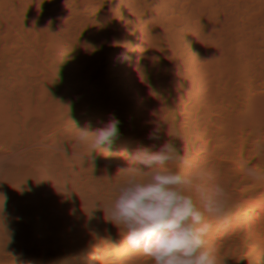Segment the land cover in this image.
<instances>
[{
	"label": "trees",
	"instance_id": "trees-1",
	"mask_svg": "<svg viewBox=\"0 0 264 264\" xmlns=\"http://www.w3.org/2000/svg\"><path fill=\"white\" fill-rule=\"evenodd\" d=\"M155 2L164 22L174 17L176 25L158 29L171 47L158 50L162 67L157 83L147 89L132 76L141 91H136L142 105L138 115L129 105L133 93L122 96L115 82L124 55L109 56L115 43L127 40L129 30L114 7L95 11L93 0H0V78L6 75L0 90V194L6 197H0V264H69L68 259L76 264H153L127 245L123 230L108 222L102 210L126 181L119 171L135 165L129 157L138 150L155 152L171 142L188 164L169 163L167 168L197 184L227 187L233 176L237 191L246 167L264 171V107L239 105L244 122L237 136L228 108L236 87L229 79L205 117V101L194 95L189 81L188 46L174 29H189V24H181L172 0ZM136 5L137 13L149 16V0H136ZM16 21L31 36L9 34L4 25ZM193 24L200 27L203 41L192 37V52L223 62L231 53L245 56V65L254 67L242 81L264 102V26L250 24L244 14L239 31L222 30L220 22L208 40L205 15ZM254 38L260 42L252 44ZM146 56L144 50L141 57ZM206 96L211 97L209 88ZM113 118L120 122L119 135L102 146L107 151L92 152L88 142L78 140L75 127L95 131ZM217 229L213 221L205 248L218 264H248L236 240H207Z\"/></svg>",
	"mask_w": 264,
	"mask_h": 264
},
{
	"label": "bare ground",
	"instance_id": "bare-ground-1",
	"mask_svg": "<svg viewBox=\"0 0 264 264\" xmlns=\"http://www.w3.org/2000/svg\"><path fill=\"white\" fill-rule=\"evenodd\" d=\"M22 4L29 0H18ZM93 0L95 11L104 5L109 9L114 7V12L117 18L124 20V26L129 28L127 32V41H120L113 45L109 56L121 52L124 55L121 71L118 73V80L115 81L122 96H126L127 92H132L131 101L129 103L132 112L138 115L142 114V105L140 104L141 97L138 96V85L132 79V70L137 74L141 82V87L149 89L147 77L161 69L159 49L171 47L167 42L163 41V35L160 37L158 29L176 25L174 17L168 21L160 16V10L156 2L149 0L152 7L149 16H143L137 13L136 0ZM174 6L178 8V15L182 18L190 19L193 23L198 24V20L205 15L207 24L205 29L209 26L210 29L205 34L209 40L211 31L216 30L217 25L221 22L222 30L239 31L237 28L238 20L244 14H248L250 24L263 28L264 26V0H172ZM108 9V11H109ZM180 13V14H179ZM18 17V15H17ZM7 32L15 37L18 36H31L30 33L24 32L20 26V22L16 21L13 24L4 25ZM177 29V33L181 34L182 42L188 46V65L190 69L189 81L192 84V91L198 99L204 100L202 113L205 117L211 115V107L214 99L220 94L222 82L224 80H233L235 90L233 96L231 95L228 100V108L233 120V130L237 136L243 124L242 111L239 105L244 108L250 105H259L264 107V102L259 103L258 100L261 96L253 95L244 85L242 79L252 70V67L245 65V56L241 57L236 53L229 54L228 62L211 61L205 58L196 56L190 45L192 44L191 38L194 37L200 41L203 39L199 36L202 32L200 27L194 29L191 35L187 34L182 28ZM169 31V30H168ZM167 32V31H166ZM165 32V33H166ZM231 32V31H229ZM227 32V37L229 35ZM164 33V34H165ZM191 37V38H190ZM218 43H219V39ZM135 41L136 43H133ZM247 38L243 36V42ZM260 39L254 38L252 44H257ZM146 50L147 56L144 59L141 53ZM114 66V62H113ZM112 66V69H113ZM256 68V67H255ZM27 76V72L24 71ZM5 76L0 78V90L5 81ZM114 79V77H113ZM157 83L156 76L152 78V84ZM16 83H14L15 85ZM161 85V84H160ZM163 86V85H161ZM211 90V97L206 96V90ZM138 96V97H137ZM28 114V109H25ZM16 139H20L16 136ZM260 167V166H259ZM259 167H253L257 172ZM237 169V168H236ZM235 169V170H236ZM261 174V179H253L242 171L238 177L242 185V189L237 191L234 185V177L230 176L227 179V187H224L229 194V212L230 222L228 224H217V233L207 239L210 243L221 244L222 239L236 240L241 251L242 258L248 264H264V201L261 206L256 209L253 208L255 201L252 197H258L264 193V171L258 172ZM244 186V187H243ZM123 251V247L121 252ZM85 257L84 254L80 255L79 261ZM69 264H76L73 260L69 259Z\"/></svg>",
	"mask_w": 264,
	"mask_h": 264
},
{
	"label": "clouds",
	"instance_id": "clouds-1",
	"mask_svg": "<svg viewBox=\"0 0 264 264\" xmlns=\"http://www.w3.org/2000/svg\"><path fill=\"white\" fill-rule=\"evenodd\" d=\"M180 22L189 24V29H182L191 35L193 21L182 18ZM191 41L192 50L195 45L192 38ZM131 73L138 79L134 70ZM155 76L147 77L148 84ZM119 123L113 118L95 131L75 129L78 140L88 142L92 152L107 151L102 146L110 145L119 135ZM129 159L135 165L119 171L127 179L116 187L114 199L102 209L106 220L123 230L127 245L150 257L153 264H218L217 258L206 250L205 238L213 229V221L225 225L230 222L226 189L220 184L194 183L192 178L167 168L169 163L188 164L171 142H165L155 152L147 148L138 150ZM245 171L249 177L261 179L253 167H246ZM190 193L195 194V199ZM251 199L256 209L262 205L264 193Z\"/></svg>",
	"mask_w": 264,
	"mask_h": 264
}]
</instances>
